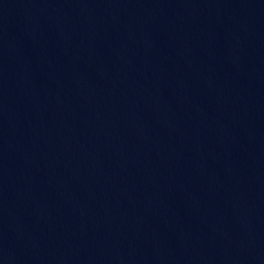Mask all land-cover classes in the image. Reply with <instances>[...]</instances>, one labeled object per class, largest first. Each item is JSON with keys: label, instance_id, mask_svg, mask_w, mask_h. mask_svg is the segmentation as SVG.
I'll return each mask as SVG.
<instances>
[{"label": "water", "instance_id": "1", "mask_svg": "<svg viewBox=\"0 0 264 264\" xmlns=\"http://www.w3.org/2000/svg\"><path fill=\"white\" fill-rule=\"evenodd\" d=\"M262 234L264 0H0V264Z\"/></svg>", "mask_w": 264, "mask_h": 264}]
</instances>
